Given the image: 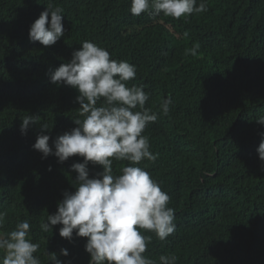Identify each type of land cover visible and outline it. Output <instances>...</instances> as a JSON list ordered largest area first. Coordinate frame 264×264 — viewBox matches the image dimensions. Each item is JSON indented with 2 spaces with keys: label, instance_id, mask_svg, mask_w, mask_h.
Returning a JSON list of instances; mask_svg holds the SVG:
<instances>
[{
  "label": "trees",
  "instance_id": "16d2710c",
  "mask_svg": "<svg viewBox=\"0 0 264 264\" xmlns=\"http://www.w3.org/2000/svg\"><path fill=\"white\" fill-rule=\"evenodd\" d=\"M206 2L207 12L176 20L133 16L130 0H0V234L27 219L41 264L48 253L62 264H89L87 238H62L61 225L40 229L63 193L75 191L72 165L83 158L59 163L32 147L42 123L50 146L77 127L78 91L50 75L87 40L135 65L127 84L144 85L145 107L158 113L142 133L157 159L139 166L170 196L176 230L164 241L144 232L152 237L144 255L157 264L161 255H175L176 264H264V165L256 151L264 132L256 122L264 115V0ZM48 4L63 9L64 35L45 47L30 41L29 29ZM196 43L198 54L185 55ZM27 116L40 119L22 135ZM126 164L114 161V174ZM88 169L89 178L103 171L91 162Z\"/></svg>",
  "mask_w": 264,
  "mask_h": 264
},
{
  "label": "clouds",
  "instance_id": "9594fccd",
  "mask_svg": "<svg viewBox=\"0 0 264 264\" xmlns=\"http://www.w3.org/2000/svg\"><path fill=\"white\" fill-rule=\"evenodd\" d=\"M206 0H130V13L140 16L148 13L153 19L170 17L187 20L192 14L207 12ZM63 9L46 6L29 29L32 42L49 47L64 35ZM184 37L188 36L185 32ZM200 45L185 49V55L196 56ZM136 77V67L126 60L111 58L110 52L91 41H83L79 50L72 53L71 61L61 64L50 75L53 84L70 86L79 93L77 126L56 137L50 146V131L41 124L33 149L42 158L55 156L59 163L70 157L83 158L74 163L75 191L63 193L55 214L47 215L41 222L43 232L53 231L61 225L59 236L69 241L76 237L87 238L85 251L89 264H157L144 253L155 233L164 241L176 230L175 210L169 207L170 196L161 190L150 173L140 167L142 161L155 162L157 155L150 151L149 138L142 133L149 124L158 120V113L146 108L150 94L144 85L128 86ZM171 99H165L160 112L167 116ZM39 117L22 119L20 131L25 135L29 126L39 122ZM264 126V115L256 119ZM256 149L264 165V132ZM114 161L127 162L114 174ZM99 165L103 171L89 178L88 164ZM264 171V167L261 168ZM6 213L0 212V228L5 224ZM30 223L18 221L13 230L0 234V264H41L40 245L29 238ZM60 254L67 257V249ZM49 264H62L55 253H48ZM175 255H161L159 264H176Z\"/></svg>",
  "mask_w": 264,
  "mask_h": 264
}]
</instances>
